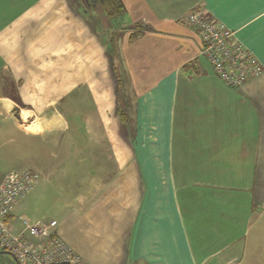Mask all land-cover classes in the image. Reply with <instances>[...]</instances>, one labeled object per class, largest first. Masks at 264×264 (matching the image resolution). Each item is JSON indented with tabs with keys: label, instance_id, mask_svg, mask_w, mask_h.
I'll list each match as a JSON object with an SVG mask.
<instances>
[{
	"label": "crops",
	"instance_id": "obj_1",
	"mask_svg": "<svg viewBox=\"0 0 264 264\" xmlns=\"http://www.w3.org/2000/svg\"><path fill=\"white\" fill-rule=\"evenodd\" d=\"M122 2L111 53L69 0H0V185L40 174L11 225L87 264H264V70L225 86L181 24L204 7L264 68V0Z\"/></svg>",
	"mask_w": 264,
	"mask_h": 264
},
{
	"label": "built area",
	"instance_id": "obj_2",
	"mask_svg": "<svg viewBox=\"0 0 264 264\" xmlns=\"http://www.w3.org/2000/svg\"><path fill=\"white\" fill-rule=\"evenodd\" d=\"M181 24L199 34L200 55L225 86L238 89L263 73L258 58L204 7L188 13ZM39 181L38 172L27 170L8 174L0 185V251L12 255L19 264H87L51 232V225L23 221L21 231L11 225L17 206ZM26 234L37 242L30 241Z\"/></svg>",
	"mask_w": 264,
	"mask_h": 264
},
{
	"label": "rangeland",
	"instance_id": "obj_3",
	"mask_svg": "<svg viewBox=\"0 0 264 264\" xmlns=\"http://www.w3.org/2000/svg\"><path fill=\"white\" fill-rule=\"evenodd\" d=\"M69 1H71V3H68V4H70L71 7L75 8V10L77 8H79V10H81V12H82V11H84V9H87V5L84 3L83 0H80V1L76 0L77 2L76 1L74 2L72 0H69ZM87 10H91V8H88ZM5 12H6V10H5ZM88 15H89V18L87 20L85 19V21L88 22L89 26L91 27V30L95 33L96 36H99V38H102L104 41H105L106 37L109 38L106 41V43L107 42L108 43L105 46V48H107V52H111L110 36L112 35V32L115 30V28H117V24L119 22V18H114V19L107 18L100 10L97 11L95 16L92 15V14H88ZM93 17H95V19H93ZM120 23L124 24V20H122V18H121ZM25 28H26V26H25ZM115 34H114V36H115ZM91 47H92L91 45L88 46V48H91ZM85 52H89V50H85ZM114 74H115V78H116V80L118 82V78L121 75V72L116 70V71H114ZM123 82L126 84L124 79H123ZM118 84H119L118 85V89H119V91L121 92V95H122V98L119 101V106L121 105V108L124 109L125 118L127 117V119L129 121H132L133 118H134L133 117L134 108L129 104V101L126 100V98H125L126 95L128 94V91L126 90V87L122 83L120 84L118 82ZM80 87H81L80 85H77V88L71 94L72 97L74 98V102H73V104H74L73 107L74 108H73V110L74 111L76 110L77 113L80 112V115H78V116H81L84 113L89 112L91 107H93V105H91L92 103H90L89 107H85V108L82 107L81 108V106H82L81 103L82 102L79 101V97H77V99L74 97L76 94H77V96L79 95L78 92L82 88V87L81 88ZM85 87H86V90H87V88H89L88 85H86ZM86 153L90 154V150H87ZM0 264H17V262H16L15 258L12 255H10V254H0Z\"/></svg>",
	"mask_w": 264,
	"mask_h": 264
},
{
	"label": "trees",
	"instance_id": "obj_4",
	"mask_svg": "<svg viewBox=\"0 0 264 264\" xmlns=\"http://www.w3.org/2000/svg\"><path fill=\"white\" fill-rule=\"evenodd\" d=\"M80 1V0H78ZM87 5V9H84V13L96 15L97 11L100 10L107 18H118L121 17L125 8L122 0H83Z\"/></svg>",
	"mask_w": 264,
	"mask_h": 264
},
{
	"label": "water",
	"instance_id": "obj_5",
	"mask_svg": "<svg viewBox=\"0 0 264 264\" xmlns=\"http://www.w3.org/2000/svg\"><path fill=\"white\" fill-rule=\"evenodd\" d=\"M0 254H8L7 252H2V251H0ZM17 262V261H16ZM17 264H19L18 262H17Z\"/></svg>",
	"mask_w": 264,
	"mask_h": 264
}]
</instances>
